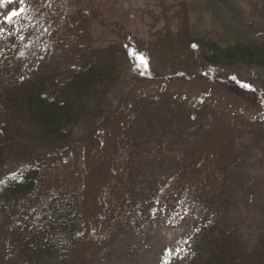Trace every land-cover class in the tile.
<instances>
[{
	"label": "rangeland",
	"instance_id": "rangeland-1",
	"mask_svg": "<svg viewBox=\"0 0 264 264\" xmlns=\"http://www.w3.org/2000/svg\"><path fill=\"white\" fill-rule=\"evenodd\" d=\"M93 2L110 27L90 20V45L103 48L121 42L127 33V60L110 96L109 121L95 135L78 138V148L50 176L58 184L82 176L78 186L84 189V245L74 254L41 264H198L191 231L203 212L182 203L172 207L174 197L169 202L166 192H156L177 166L165 156L173 143L200 147L221 166L211 174L230 187L226 229L244 246L264 238V72L210 66L200 60L201 50L183 47L181 39L174 53L161 44L187 30L195 38L213 37L220 43L264 38V0ZM21 8V15L5 22L9 12ZM75 11L74 0L0 3V86L37 72L65 70L68 43L62 40L67 33L62 29ZM120 27L123 33L118 36ZM132 140L149 150L124 191L141 217L118 227L110 222L114 207L106 206L104 195L102 174L109 170L93 160L98 155L120 157V148ZM67 188L72 191L71 185ZM171 213L174 224L168 218ZM0 264H20L1 234Z\"/></svg>",
	"mask_w": 264,
	"mask_h": 264
},
{
	"label": "trees",
	"instance_id": "trees-1",
	"mask_svg": "<svg viewBox=\"0 0 264 264\" xmlns=\"http://www.w3.org/2000/svg\"><path fill=\"white\" fill-rule=\"evenodd\" d=\"M74 5L76 11L62 29L67 32L62 40L68 43L65 70L60 74L37 72L0 86V234L13 247L20 264H41L45 259L74 254L84 245L80 215L84 189L78 186L82 176L77 175L70 184L55 183L50 176L62 159L78 148V138L95 135L99 126L109 121L110 96L127 60V33L121 42L92 47L89 21L103 28L110 26L93 0H74ZM118 30L117 35H122L123 28ZM178 39L183 47L201 50L200 60L210 66L264 72V38L220 43L213 37L207 41L195 38L187 30L161 44L166 43L167 51L174 53ZM167 148L165 156L177 166L156 192H166L169 202L174 197L172 207L182 203L203 212L191 231L198 264H264V238L244 246L226 229L231 191L211 174L214 167H221L214 163L215 158L185 143ZM120 151L116 159L98 155L93 163L109 170L102 174L106 206L114 207L110 222L123 227L141 217L124 191L149 150L132 140ZM75 169L78 171L77 165ZM170 216L172 213L168 218L174 224Z\"/></svg>",
	"mask_w": 264,
	"mask_h": 264
},
{
	"label": "snow or ice",
	"instance_id": "snow-or-ice-1",
	"mask_svg": "<svg viewBox=\"0 0 264 264\" xmlns=\"http://www.w3.org/2000/svg\"><path fill=\"white\" fill-rule=\"evenodd\" d=\"M11 3L12 0H0V3ZM20 3H23V0H20ZM24 9L21 8V9H13L11 12H9L7 14V16L5 17V22L6 23H10L11 20L19 15H21L23 13Z\"/></svg>",
	"mask_w": 264,
	"mask_h": 264
}]
</instances>
